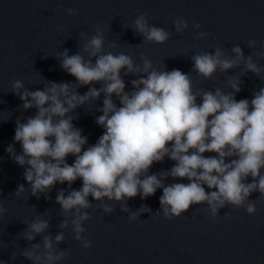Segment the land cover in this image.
Returning a JSON list of instances; mask_svg holds the SVG:
<instances>
[{
	"label": "clouds",
	"instance_id": "obj_1",
	"mask_svg": "<svg viewBox=\"0 0 264 264\" xmlns=\"http://www.w3.org/2000/svg\"><path fill=\"white\" fill-rule=\"evenodd\" d=\"M65 12L70 17L79 14L72 8ZM173 25L176 35L189 29L182 16L176 17ZM123 27L143 38L139 45L128 44L132 48L165 45L172 38L170 31L156 26L146 13ZM192 28L197 40L207 39L200 23L193 21ZM106 40V26L97 24L94 34L80 33L76 53L70 55L65 48L54 56L75 83L49 81L38 72L43 90H29L21 79L10 85L8 93L23 101L18 110H35L33 116L15 121L14 141L21 151L17 153L13 144L6 149L25 169L23 179L28 184H19L14 197L29 198L30 192L37 199L41 195L50 199L48 193L57 183L68 185L67 191H58L55 200L63 218L58 224L60 231L53 235L50 219L43 218L51 209L41 215L32 206L35 218L22 222L27 227L17 236L29 247L17 244V251L11 253L13 261L23 257L31 264H65L71 258V249L61 248L67 234L90 250L93 244L84 226L93 219L90 212L102 210L111 215L117 205L128 213L129 223H136L142 222L144 213L169 221L181 219L193 205L199 206L197 214H207L212 221L221 218L222 209H243L254 216L257 204L264 203V87L255 90L251 99H237L242 77L248 73L264 81V65L259 63L264 60V42L246 41L252 49L248 56L239 44L230 50L214 46V51L185 54L193 68L184 73L167 70L164 62L162 69L157 68L144 54L137 63L132 55L119 50L120 43ZM230 70L235 75H228ZM193 72L201 84L214 82L217 74L224 76L228 91L198 87ZM128 76L136 77L129 82L131 91L126 90L124 77ZM81 87L88 91L80 94ZM101 97L102 107L97 108ZM93 106L101 113L95 123L104 131L95 144H89L74 121L80 118L78 109L92 112ZM69 156L75 157L72 164ZM166 159L173 162L170 169L150 171ZM169 179L173 182L168 183ZM77 180H82V186L74 189ZM183 180L188 183L177 182ZM158 190H162L160 209L154 214L146 204L135 211L129 208V200L137 196L147 200ZM253 193L260 195L251 199ZM7 214L0 202V219ZM223 219H231L229 212H224ZM37 237L39 243L34 242ZM5 245L0 240V249Z\"/></svg>",
	"mask_w": 264,
	"mask_h": 264
},
{
	"label": "water",
	"instance_id": "obj_2",
	"mask_svg": "<svg viewBox=\"0 0 264 264\" xmlns=\"http://www.w3.org/2000/svg\"><path fill=\"white\" fill-rule=\"evenodd\" d=\"M68 8L78 10L79 14L68 16L65 12ZM141 13H146L156 26L172 33L168 43L143 44L136 48L128 45L143 42L131 28L123 27L131 26ZM180 16L188 22L189 29L176 35L173 21ZM193 21L202 25L200 31L208 34L207 39H196ZM97 24L106 26V43H120L119 50L132 55L137 63L144 54L157 68L162 69L164 62L169 71L179 69L189 73L193 64L185 54L214 51V46L230 50L232 45L239 44L245 56L251 55L252 49L246 46V41L264 42V0H0V119L10 118L12 113L7 122H0V202L8 209V214L0 219V240L6 244L0 249L3 264H31L23 257L13 261L11 253L17 251V244L20 248L29 247L27 241L17 236L27 227L22 222L35 218L32 206L41 215L51 209L43 218L50 219L53 235L60 231L58 224L63 218L55 200L60 189L68 190L67 183H57L48 193L50 199L44 195L37 199L30 192L29 198L16 200L14 197L19 184L25 187L28 184L23 179L25 169L13 161L6 149L13 144L17 153L21 151V146L14 141L15 121L33 116L35 110H18L23 101L14 93H8L10 85L21 79L29 90H43L44 85L38 82L39 73L49 81L75 83V78L61 69L54 56L65 48L70 55L76 53L80 33L94 34ZM61 25L65 26L63 31L59 30ZM259 63L264 65V60ZM228 75L235 72L230 70ZM192 76L198 87H222L228 91L224 76L217 74L214 82L203 84L196 73ZM124 79L126 90L131 91L129 82L136 77ZM242 81L238 100L251 99L255 90L264 87V81L252 73L242 77ZM78 91L84 94L88 88L81 87ZM102 100L103 97L96 102L97 108L102 107ZM94 109L95 106L92 112L78 109L80 118L74 121L88 137L89 144H95L104 131L95 123V117L101 113ZM74 159L69 156L68 163L72 164ZM172 166L173 162L166 159L150 171L156 173ZM177 182L188 183L187 180ZM81 186L82 180L72 185L74 189ZM161 195L162 190H158L147 200L137 196L128 201V206L135 211L146 204L154 214L160 209ZM259 195L253 193L250 198L257 199ZM89 200L97 203L91 197ZM197 207L193 205L185 217L171 221L144 213L140 217L142 222L136 223L128 222V213L122 212L119 205L111 215L102 210L92 211L93 219L84 226L93 247L85 250L69 232L68 240L61 245V248L71 249V258L65 264H264V203L257 204L258 212L254 216L243 209H222L218 221H212L207 214H197ZM225 211L231 219H223ZM40 239L37 237L34 242L39 243Z\"/></svg>",
	"mask_w": 264,
	"mask_h": 264
}]
</instances>
